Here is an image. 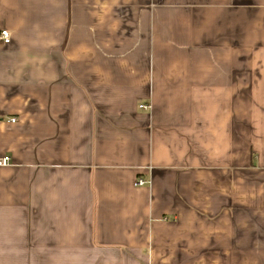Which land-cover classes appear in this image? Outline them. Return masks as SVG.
Here are the masks:
<instances>
[{
	"label": "crops",
	"instance_id": "0c3cea01",
	"mask_svg": "<svg viewBox=\"0 0 264 264\" xmlns=\"http://www.w3.org/2000/svg\"><path fill=\"white\" fill-rule=\"evenodd\" d=\"M4 30L0 264H264V0H0Z\"/></svg>",
	"mask_w": 264,
	"mask_h": 264
},
{
	"label": "built area",
	"instance_id": "2783aa9c",
	"mask_svg": "<svg viewBox=\"0 0 264 264\" xmlns=\"http://www.w3.org/2000/svg\"><path fill=\"white\" fill-rule=\"evenodd\" d=\"M0 41L3 44H9L11 42V34L6 30L2 31L0 33ZM141 108L143 110L147 111V110L151 109V106L144 104L141 106ZM12 121L15 122L16 119H13ZM10 162H11L10 157L5 156L3 158H0V167L7 166L8 164H10ZM145 184H146V182L142 179L138 180V182L136 183V185H138V186H143Z\"/></svg>",
	"mask_w": 264,
	"mask_h": 264
}]
</instances>
